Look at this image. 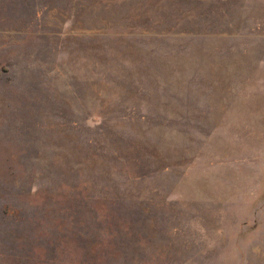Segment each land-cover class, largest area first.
<instances>
[{
	"label": "rangeland",
	"instance_id": "1",
	"mask_svg": "<svg viewBox=\"0 0 264 264\" xmlns=\"http://www.w3.org/2000/svg\"><path fill=\"white\" fill-rule=\"evenodd\" d=\"M0 264H264V0H0Z\"/></svg>",
	"mask_w": 264,
	"mask_h": 264
}]
</instances>
